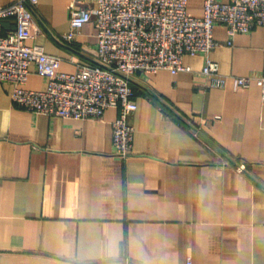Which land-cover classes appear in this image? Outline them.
<instances>
[{"label": "crops", "instance_id": "crops-1", "mask_svg": "<svg viewBox=\"0 0 264 264\" xmlns=\"http://www.w3.org/2000/svg\"><path fill=\"white\" fill-rule=\"evenodd\" d=\"M69 2L39 0L27 43L74 73L97 64L98 31L89 22L68 41ZM204 3L188 0V11L201 17ZM214 38L222 74L264 76V26L230 45L220 24ZM205 62L185 55L191 71L135 73L128 157L115 153L117 107L98 119L51 116L16 105L1 83L0 264H264L261 89L211 87ZM46 87L31 66L25 88Z\"/></svg>", "mask_w": 264, "mask_h": 264}, {"label": "built area", "instance_id": "built-area-1", "mask_svg": "<svg viewBox=\"0 0 264 264\" xmlns=\"http://www.w3.org/2000/svg\"><path fill=\"white\" fill-rule=\"evenodd\" d=\"M38 2H0V84L12 85L16 105L51 116L98 119L108 108L117 107L113 142L120 157L130 156L133 150L135 128L129 118L138 109L132 85L137 71H191L184 56L202 54L206 57L202 72L211 87L231 83L234 90H241L256 83L264 101V76L224 75L219 63L210 58L220 44L214 38L217 25L226 27L230 45L237 34L264 26V0H205L201 17L188 11V0H70L71 30L65 38L70 41L89 22L98 31L97 64H79L74 73L60 70L61 57L27 43ZM6 17H14L16 27L4 34ZM31 66L46 80L45 90L25 88ZM237 168L247 169L244 163Z\"/></svg>", "mask_w": 264, "mask_h": 264}]
</instances>
